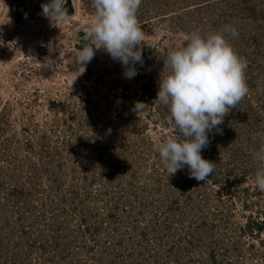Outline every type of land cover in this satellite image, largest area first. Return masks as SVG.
I'll return each instance as SVG.
<instances>
[{"label": "rangeland", "instance_id": "1", "mask_svg": "<svg viewBox=\"0 0 264 264\" xmlns=\"http://www.w3.org/2000/svg\"><path fill=\"white\" fill-rule=\"evenodd\" d=\"M22 2L37 9L48 0H0V162H5L0 164V264H96L103 239L100 232L82 235L84 210L117 200L131 213L140 212L133 189L139 200L172 201L171 210H162L178 216L168 218L181 243L174 249L158 244L155 258L164 259L158 261L264 264V229L247 226L264 220L254 159L264 142V0H142L137 18L144 33L143 63L135 65L138 74L132 79L103 49L78 75L83 66L77 52L94 46L89 39L82 42L96 16L93 0H64L73 8L72 35L65 33L46 49L29 72L18 70L16 59L4 55L10 42L21 38ZM226 25L238 32L226 39L247 64L248 94L209 136L201 154L213 162L214 172L206 181L190 179L187 167L168 176L157 145L173 136L175 127L169 108L156 100L160 75L170 71L168 54L184 45L186 35H207ZM137 102L145 104L138 113ZM40 154L47 162L38 159ZM8 184L32 189L31 198L25 200L29 193H23L21 204L14 202ZM103 186L111 195H102ZM23 201L33 209L27 212ZM182 214L189 219H179ZM64 221L73 230L64 228ZM190 221H196L192 227ZM102 222L100 228H112ZM122 228L133 254L146 247L134 229ZM144 258L139 261L156 264Z\"/></svg>", "mask_w": 264, "mask_h": 264}, {"label": "clouds", "instance_id": "2", "mask_svg": "<svg viewBox=\"0 0 264 264\" xmlns=\"http://www.w3.org/2000/svg\"><path fill=\"white\" fill-rule=\"evenodd\" d=\"M141 3L142 0H93L96 16L85 30V37L94 46L77 52V61L83 66L78 75L83 74L100 49L121 63L125 78L132 79L138 74L135 65L143 63L144 43L137 18ZM42 12L53 24L67 18L64 0H48ZM226 34L235 37L238 32L226 25L221 31L207 35L190 33L184 37L182 47L168 54L170 71L163 78L160 75L156 98L169 108L175 127V134L157 145L168 176L187 167L190 179L206 181L214 172L213 162L201 154L210 143L209 136L214 130L219 131L231 109L248 94L247 64ZM144 105L137 102L134 111H143ZM254 159L259 165L255 183L264 191V142Z\"/></svg>", "mask_w": 264, "mask_h": 264}, {"label": "trees", "instance_id": "3", "mask_svg": "<svg viewBox=\"0 0 264 264\" xmlns=\"http://www.w3.org/2000/svg\"><path fill=\"white\" fill-rule=\"evenodd\" d=\"M263 15V14H261ZM83 43H86L84 39H82ZM44 154H40L39 155V160L41 161H46L47 159H45L46 156H44ZM54 160L52 159V161L49 159V162H53ZM7 167V166H6ZM5 167V170L7 171V168ZM48 167H52L53 170H56V166H48ZM37 169H39L38 167H36ZM35 177L37 176L36 173H34ZM17 178H19L18 176H15ZM12 183V182H11ZM6 184V183H5ZM4 184V185H5ZM107 183H105L106 185ZM9 188V193L8 195L14 196L15 200L14 202L16 203H20L21 201L20 199H24L23 197V193H29L27 195V197L25 198V200L27 198H31L32 195L31 194V190H26L22 187H16V186H12V184H8ZM36 186L38 187V184H36ZM36 187V189H37ZM35 191V190H33ZM102 195L103 196H108L111 195L110 190L108 189V186H103V188L101 189ZM139 191L136 189H133L130 194L132 197H134L133 202L135 201L136 203H138L139 208L141 207L142 209L139 211H133V213H131V211L126 208L125 205H123L122 207L118 204H116L117 200H113V203L110 200H106L104 201V205L103 207H97L94 206V210L90 209V207L85 208L84 210V214H83V221L80 225L81 227V232L82 235H85L87 233H89L90 231L93 234H96L97 232H100L102 235L103 240H101L100 246H101V250H100V255H98L96 257V264H125L126 263V259L129 258V260H133L134 264H143L142 261H139L140 259H145L146 258H150L149 260H155L156 264H164V262H160L158 260H164V259H159V258H155L156 254H157V249L156 246L161 245V247H169L170 249H174L176 247H174L175 245H178L181 243L180 240H175L176 238V233L174 231V224H170L169 222V218L168 217H178V216H174V214H170V216L168 215V212H163L162 208L164 209V211L166 209L171 210V204L172 201H168L165 199V203H159L157 200L158 199H154L151 198L150 196L146 197L145 200H139ZM153 194H151L152 196ZM104 198V197H103ZM121 198H123V201L126 200V197L124 195H121ZM24 202V201H23ZM108 203H111L108 207ZM116 204V205H114ZM23 205H25V209L27 210V212L30 209V205L29 202H24ZM131 206H134V203L130 204ZM101 208V209H100ZM120 208V210H119ZM137 208V209H139ZM103 210V211H102ZM123 211V212H122ZM26 212V213H27ZM103 212V213H102ZM117 212H121L118 215ZM164 213L163 216H159L161 213ZM158 213H160L158 215ZM86 215V216H85ZM139 216L140 218H142V223L139 221ZM163 220H161L162 218ZM186 218L189 219L187 215L182 214V216L179 218ZM65 218H63L64 220ZM144 219L148 220L146 223V225H144ZM94 220V221H92ZM141 220V219H140ZM251 220V219H250ZM254 220V219H253ZM96 221V222H95ZM101 221H104L102 223H109L108 225H112V228L106 227V228H100L99 224H97L98 222L100 223ZM131 221V222H128ZM162 221V222H161ZM66 221H64L63 223H65ZM196 221H190V222H186L189 223L191 225V227L195 224ZM22 223H25L24 220H22ZM83 223H85V226H83ZM185 223V222H183ZM124 224H126L127 227H131V229H134L136 232V237L137 239H141L143 241H146V247H143L142 250H135V253L133 254L132 249L128 248V242L127 245L124 242V237H127V233L125 232L124 228H122L124 226ZM255 225V226H254ZM248 228L250 229L251 226L254 228L255 227V231L257 230H263L264 229V220L262 221H250L247 224ZM64 228L67 229H72L71 228V224L65 223L63 225ZM260 227V228H259ZM24 226L23 229L24 230ZM146 229H148L150 231V233L152 232V238H146L147 235V231ZM197 229V228H196ZM186 231V230H184ZM25 232V231H24ZM189 232V231H188ZM187 233H184V235H186ZM185 238V237H184ZM198 237L195 238V240H197ZM167 239V240H166ZM108 244V247H106ZM114 244L117 247H114ZM27 247H32L28 244ZM114 248H119L116 250H114ZM139 248V247H138ZM193 248L200 250L201 252L204 251L203 247H200V245L198 244H194ZM164 249V248H163ZM0 250H1V244H0ZM151 253V254H150ZM178 254V253H177ZM134 256V257H133ZM182 260L179 259L178 256H175L173 258V260ZM26 260V259H25ZM118 261V262H117ZM137 261V262H134ZM168 264V263H167ZM175 264V263H174ZM176 264H180L179 262H177Z\"/></svg>", "mask_w": 264, "mask_h": 264}, {"label": "built area", "instance_id": "4", "mask_svg": "<svg viewBox=\"0 0 264 264\" xmlns=\"http://www.w3.org/2000/svg\"><path fill=\"white\" fill-rule=\"evenodd\" d=\"M22 5L25 7L22 6L24 12L19 20L21 38L10 42V46L5 50L7 54L4 55V58L16 59L18 70L29 72L41 61L46 49H50L53 44L59 42L65 33L67 36L72 35L70 20L74 18L67 14L66 19L57 20L53 24L49 18L43 15L42 8H30L27 2H22Z\"/></svg>", "mask_w": 264, "mask_h": 264}, {"label": "water", "instance_id": "5", "mask_svg": "<svg viewBox=\"0 0 264 264\" xmlns=\"http://www.w3.org/2000/svg\"><path fill=\"white\" fill-rule=\"evenodd\" d=\"M65 9H66L67 14H71L72 13L73 8H72V6L70 4L66 5ZM84 40L85 41L88 40V39H86L85 35H84ZM86 46H90V44H86L85 47Z\"/></svg>", "mask_w": 264, "mask_h": 264}]
</instances>
